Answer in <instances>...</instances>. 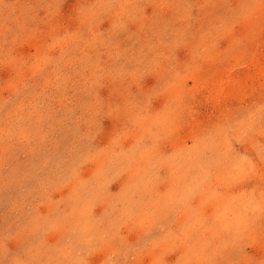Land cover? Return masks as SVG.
I'll use <instances>...</instances> for the list:
<instances>
[{
  "label": "rangeland",
  "instance_id": "1",
  "mask_svg": "<svg viewBox=\"0 0 264 264\" xmlns=\"http://www.w3.org/2000/svg\"><path fill=\"white\" fill-rule=\"evenodd\" d=\"M0 264H264V0H0Z\"/></svg>",
  "mask_w": 264,
  "mask_h": 264
}]
</instances>
